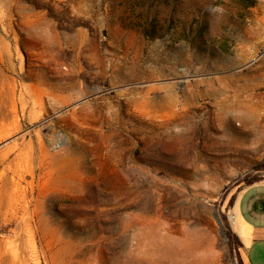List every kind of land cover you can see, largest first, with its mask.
<instances>
[{
  "label": "rangeland",
  "instance_id": "obj_1",
  "mask_svg": "<svg viewBox=\"0 0 264 264\" xmlns=\"http://www.w3.org/2000/svg\"><path fill=\"white\" fill-rule=\"evenodd\" d=\"M254 183L264 0H0V264H247Z\"/></svg>",
  "mask_w": 264,
  "mask_h": 264
},
{
  "label": "crops",
  "instance_id": "obj_2",
  "mask_svg": "<svg viewBox=\"0 0 264 264\" xmlns=\"http://www.w3.org/2000/svg\"><path fill=\"white\" fill-rule=\"evenodd\" d=\"M234 214L246 244L247 264H264V183L251 184L240 193Z\"/></svg>",
  "mask_w": 264,
  "mask_h": 264
},
{
  "label": "built area",
  "instance_id": "obj_3",
  "mask_svg": "<svg viewBox=\"0 0 264 264\" xmlns=\"http://www.w3.org/2000/svg\"><path fill=\"white\" fill-rule=\"evenodd\" d=\"M232 217L235 218V215L233 214Z\"/></svg>",
  "mask_w": 264,
  "mask_h": 264
}]
</instances>
